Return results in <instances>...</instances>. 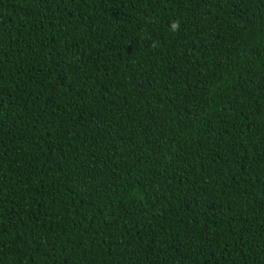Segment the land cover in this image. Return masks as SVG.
Segmentation results:
<instances>
[{
	"label": "trees",
	"instance_id": "obj_1",
	"mask_svg": "<svg viewBox=\"0 0 264 264\" xmlns=\"http://www.w3.org/2000/svg\"><path fill=\"white\" fill-rule=\"evenodd\" d=\"M0 264H264V0H0Z\"/></svg>",
	"mask_w": 264,
	"mask_h": 264
}]
</instances>
